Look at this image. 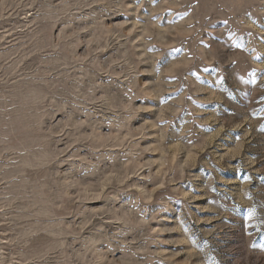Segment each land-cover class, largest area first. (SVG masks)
Listing matches in <instances>:
<instances>
[{
  "label": "rangeland",
  "instance_id": "1",
  "mask_svg": "<svg viewBox=\"0 0 264 264\" xmlns=\"http://www.w3.org/2000/svg\"><path fill=\"white\" fill-rule=\"evenodd\" d=\"M0 264H264V0H0Z\"/></svg>",
  "mask_w": 264,
  "mask_h": 264
}]
</instances>
